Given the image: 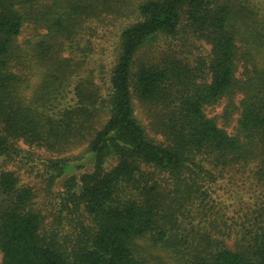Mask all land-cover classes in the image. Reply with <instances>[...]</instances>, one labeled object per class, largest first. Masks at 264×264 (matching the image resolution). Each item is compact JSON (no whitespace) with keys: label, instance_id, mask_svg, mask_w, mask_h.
<instances>
[{"label":"trees","instance_id":"16d2710c","mask_svg":"<svg viewBox=\"0 0 264 264\" xmlns=\"http://www.w3.org/2000/svg\"><path fill=\"white\" fill-rule=\"evenodd\" d=\"M213 3L149 0L135 8L141 20L121 33L111 78L114 112L103 121L91 81L77 84L76 103L58 117L29 107L23 89L35 58L67 83L81 63L63 55L66 43L88 21L126 15L127 0H0V157L16 161L19 142L53 152L88 142L93 171L69 188L97 226L73 262L48 239L33 190L15 172L2 171V264H163L137 244L149 236L182 264H264V68L239 39L229 7ZM184 13L192 34L211 46L207 61L193 65L171 47L158 55L145 49L159 36L177 38ZM132 88L155 137L135 117ZM217 107L223 113L209 116ZM111 160L116 164L107 167ZM55 163L59 176L83 166ZM239 171L249 173L252 193H259L242 221L190 229L186 203ZM171 179L173 190L165 185Z\"/></svg>","mask_w":264,"mask_h":264},{"label":"rangeland","instance_id":"374dc122","mask_svg":"<svg viewBox=\"0 0 264 264\" xmlns=\"http://www.w3.org/2000/svg\"><path fill=\"white\" fill-rule=\"evenodd\" d=\"M149 0H127L126 15L105 17L106 21H88L78 34H73V40L66 43L63 48L65 57L79 60L81 68L64 82L55 80L47 73V69L38 60H33V76L31 82L25 85L23 95L29 107L46 111L47 114L58 117L62 110L76 103L75 87L84 81H91L98 89L103 105V121L112 117L111 78L118 65L121 49V33L141 20L133 12L135 8ZM229 7L232 13L231 24L240 36L245 48L249 50L258 68H264V0H214L212 8ZM188 15L183 14L181 33L175 39L159 36L145 49L152 50L158 55L170 47L188 58L195 65L200 60H208L211 46L205 41L198 40L192 34V29L187 20ZM189 37V41L181 38ZM87 84V83H86ZM88 85V84H87ZM133 90V88H132ZM100 103V101H99ZM134 114L136 119L151 133L149 121L144 109L133 90ZM223 113L222 107L210 108L209 116H218ZM222 125V119L218 120ZM228 131L232 132L235 122ZM156 140L162 138L157 136ZM22 150L21 157L16 161L5 160L0 157V173L13 171L20 179L22 186L31 188L35 194V208L45 216V231L50 241H55L60 252H70L72 261L75 262V253L87 245L89 234L97 231L95 221L86 212L85 205L77 199H72L69 183L80 182L84 174L92 173L93 165L89 161L88 142L73 145L71 148L60 152L47 151L30 147L24 142L18 143ZM65 160L72 164L83 165L74 171L59 176L56 161ZM116 164L115 160L108 162L107 167ZM241 170V169H240ZM152 172V169H147ZM229 174H227L228 177ZM231 177L220 179L216 184L205 186L201 192L195 194L196 198L189 203L183 212L191 211L192 226L218 225L224 227L225 223L232 225L241 222L247 206L257 203L258 194L252 193L253 180L248 172L239 171L230 174ZM75 178V181L73 180ZM162 180V179H160ZM165 185L169 190L175 188V181L169 180ZM74 191L78 190L73 185ZM209 193V197L207 194ZM185 205V203H183ZM190 222V224H191ZM58 242V243H57ZM137 244L157 261L163 264H182L180 257L169 247L158 244L152 236L137 241ZM233 247V242L228 243ZM3 256L0 253V264Z\"/></svg>","mask_w":264,"mask_h":264}]
</instances>
